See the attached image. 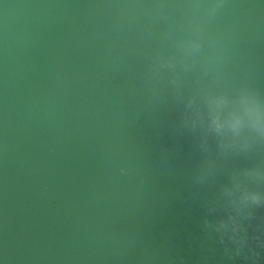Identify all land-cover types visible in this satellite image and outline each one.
Wrapping results in <instances>:
<instances>
[{"label":"water","instance_id":"water-1","mask_svg":"<svg viewBox=\"0 0 264 264\" xmlns=\"http://www.w3.org/2000/svg\"><path fill=\"white\" fill-rule=\"evenodd\" d=\"M0 264H264V0H0Z\"/></svg>","mask_w":264,"mask_h":264}]
</instances>
